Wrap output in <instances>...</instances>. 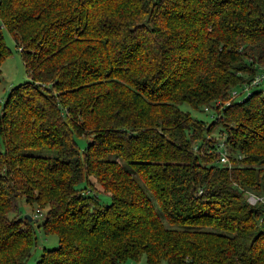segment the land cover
<instances>
[{
    "label": "trees",
    "instance_id": "16d2710c",
    "mask_svg": "<svg viewBox=\"0 0 264 264\" xmlns=\"http://www.w3.org/2000/svg\"><path fill=\"white\" fill-rule=\"evenodd\" d=\"M1 30L27 79L0 103V264L35 245L20 199L56 238L34 264H264V96L222 104L264 67V0H0V62Z\"/></svg>",
    "mask_w": 264,
    "mask_h": 264
},
{
    "label": "rangeland",
    "instance_id": "374dc122",
    "mask_svg": "<svg viewBox=\"0 0 264 264\" xmlns=\"http://www.w3.org/2000/svg\"><path fill=\"white\" fill-rule=\"evenodd\" d=\"M2 38L5 46L9 49L10 53L0 62V103L6 95L8 89L24 80H26V76L23 71L22 63L19 55L15 51L13 47V43L6 33L5 30H1ZM236 92L240 91V88L235 89ZM181 109L184 111H188L190 115L198 120L203 122L208 121V117L204 115L202 112H194L190 111L188 107L185 105L181 106ZM78 146H82V140L76 141ZM1 151V145H0ZM50 154V153H49ZM81 186V184H79ZM97 198L101 202H108L109 198L101 193H96ZM254 205V204H251ZM29 215L30 218L34 220L32 223L34 236H35V245L30 251V255L26 260V264H34L36 258L39 256L42 248H52L56 245V238L54 235H44L42 232L35 227L36 223H39L41 220V215L37 216L34 213L33 208H30L27 204H25L22 199L18 201V212L17 216ZM34 215L37 216L36 219ZM13 214H9V217H12ZM139 264H143L141 261ZM124 264H134L131 261H126ZM159 264H164V262H160Z\"/></svg>",
    "mask_w": 264,
    "mask_h": 264
},
{
    "label": "built area",
    "instance_id": "2783aa9c",
    "mask_svg": "<svg viewBox=\"0 0 264 264\" xmlns=\"http://www.w3.org/2000/svg\"><path fill=\"white\" fill-rule=\"evenodd\" d=\"M255 85H258L257 87L260 88V92L264 96V67H259L257 71L252 75V77L248 80V82L244 84V86L240 89L239 92L231 90L228 93V98L222 104H228V100L236 99L240 95L241 96L243 95V97H245V95L248 94V91ZM218 105L220 104L217 101H215V106ZM221 160H223V158H221ZM245 200L249 205L257 204V203L264 205V196L257 197L252 194H246ZM135 264H139V263H135Z\"/></svg>",
    "mask_w": 264,
    "mask_h": 264
},
{
    "label": "water",
    "instance_id": "95a60500",
    "mask_svg": "<svg viewBox=\"0 0 264 264\" xmlns=\"http://www.w3.org/2000/svg\"><path fill=\"white\" fill-rule=\"evenodd\" d=\"M23 217H24L27 221H30V216H29V215H23Z\"/></svg>",
    "mask_w": 264,
    "mask_h": 264
},
{
    "label": "crops",
    "instance_id": "0c3cea01",
    "mask_svg": "<svg viewBox=\"0 0 264 264\" xmlns=\"http://www.w3.org/2000/svg\"><path fill=\"white\" fill-rule=\"evenodd\" d=\"M132 263H134V262H132ZM135 264V263H134Z\"/></svg>",
    "mask_w": 264,
    "mask_h": 264
}]
</instances>
